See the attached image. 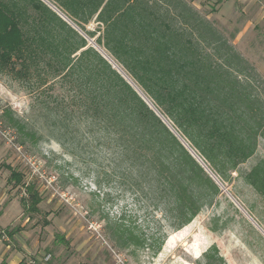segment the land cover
I'll list each match as a JSON object with an SVG mask.
<instances>
[{"label": "trees", "instance_id": "obj_1", "mask_svg": "<svg viewBox=\"0 0 264 264\" xmlns=\"http://www.w3.org/2000/svg\"><path fill=\"white\" fill-rule=\"evenodd\" d=\"M11 60L67 88V105L54 100L68 109L52 125L57 143L78 159L84 126V147L97 143L123 184L164 204L179 235L264 139L262 80L184 0H0V62ZM244 181L264 200V162ZM10 182L24 186L13 170ZM24 188L35 209L39 193ZM202 256L226 264L216 246Z\"/></svg>", "mask_w": 264, "mask_h": 264}, {"label": "rangeland", "instance_id": "obj_2", "mask_svg": "<svg viewBox=\"0 0 264 264\" xmlns=\"http://www.w3.org/2000/svg\"><path fill=\"white\" fill-rule=\"evenodd\" d=\"M184 1L255 69L264 96V0ZM23 72L18 62H0V213L12 205L14 225L28 219L24 259L49 254V264H203L202 254L216 246L226 264H264V200L244 181L264 162V139L231 173L213 205L203 207L179 235L170 228L164 204L139 198L123 184L115 159L97 143L84 147L91 139L84 126L77 136L78 159L57 143L52 125L61 108L68 109H57L54 100L64 97L67 105V88L56 80L38 84L34 72ZM28 130L34 137L24 135ZM5 166L39 193L35 209L23 207L25 188L10 182ZM6 219L2 241L16 229L5 228Z\"/></svg>", "mask_w": 264, "mask_h": 264}, {"label": "crops", "instance_id": "obj_3", "mask_svg": "<svg viewBox=\"0 0 264 264\" xmlns=\"http://www.w3.org/2000/svg\"><path fill=\"white\" fill-rule=\"evenodd\" d=\"M57 12L59 13L58 15L63 20L68 21L59 11H57ZM90 25H93V24H90ZM10 207H12V205L7 207V209H4L3 212L0 213V226L4 222L5 218H8V219H6L7 226L5 228L8 227V229H9V226H10V227H13L16 229L15 230L10 229L11 231H9L5 234L7 236L6 241H2L1 236H0V264H24L25 254L23 253V251L25 249H27L26 245H24V241L28 239V237L26 235L27 230L25 228H26V223H27L28 219L25 221H20V222H18V224L14 225L13 221H14V219H16L17 210H16L14 215H11L10 212L12 209L9 210ZM28 251L31 254H34L37 250L34 251V248H31V249H28ZM36 254H37V252H36Z\"/></svg>", "mask_w": 264, "mask_h": 264}, {"label": "built area", "instance_id": "obj_4", "mask_svg": "<svg viewBox=\"0 0 264 264\" xmlns=\"http://www.w3.org/2000/svg\"><path fill=\"white\" fill-rule=\"evenodd\" d=\"M50 259L49 254H42L38 257H31L28 260L25 259L24 264H49Z\"/></svg>", "mask_w": 264, "mask_h": 264}, {"label": "water", "instance_id": "obj_5", "mask_svg": "<svg viewBox=\"0 0 264 264\" xmlns=\"http://www.w3.org/2000/svg\"><path fill=\"white\" fill-rule=\"evenodd\" d=\"M49 5V4H48ZM57 14H59L57 12V10L55 8H53L51 5H49ZM184 145L187 147V145L184 143ZM191 151V150H190ZM192 157L194 159H196V161L205 169V171L210 175V177L214 180L217 181V179L213 176V174L208 170V168L205 166V164L201 161V159L193 152H190Z\"/></svg>", "mask_w": 264, "mask_h": 264}]
</instances>
